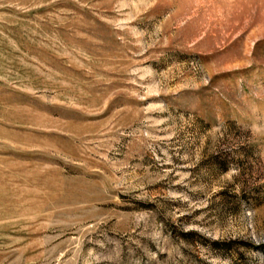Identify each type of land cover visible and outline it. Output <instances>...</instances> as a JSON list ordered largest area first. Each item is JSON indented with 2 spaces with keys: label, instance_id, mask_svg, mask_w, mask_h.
<instances>
[{
  "label": "rangeland",
  "instance_id": "obj_1",
  "mask_svg": "<svg viewBox=\"0 0 264 264\" xmlns=\"http://www.w3.org/2000/svg\"><path fill=\"white\" fill-rule=\"evenodd\" d=\"M0 264H264V0H0Z\"/></svg>",
  "mask_w": 264,
  "mask_h": 264
}]
</instances>
